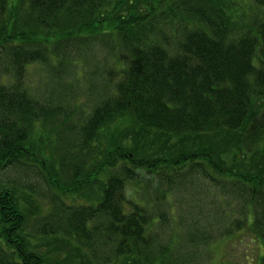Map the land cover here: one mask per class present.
Returning a JSON list of instances; mask_svg holds the SVG:
<instances>
[{
    "label": "trees",
    "instance_id": "obj_1",
    "mask_svg": "<svg viewBox=\"0 0 264 264\" xmlns=\"http://www.w3.org/2000/svg\"><path fill=\"white\" fill-rule=\"evenodd\" d=\"M91 44L105 56L78 116L69 88ZM29 64L61 73L56 95L27 90ZM9 171L0 264H203L245 229L264 264V0H0ZM34 176L60 193L42 214ZM83 190L87 202L62 198Z\"/></svg>",
    "mask_w": 264,
    "mask_h": 264
},
{
    "label": "rangeland",
    "instance_id": "obj_2",
    "mask_svg": "<svg viewBox=\"0 0 264 264\" xmlns=\"http://www.w3.org/2000/svg\"><path fill=\"white\" fill-rule=\"evenodd\" d=\"M91 48L94 50L89 57L91 60L94 61L96 67L93 69L90 67L91 60H85V67L79 61V65L77 67V73L75 79L73 77V83L70 85L71 87L69 90H72L73 93L77 92L79 95L77 101L84 103L83 106L79 108H72V110H75L74 112L79 116L81 114L82 108H85L87 103L90 102V99L88 98L87 94L85 93V86L87 88V81L89 79L90 75H94L95 72L99 74L100 70H96V68H101L102 61H104L105 51L103 48H101L98 44H91ZM62 46L59 47V49ZM95 47V48H93ZM56 61L54 59H51V64H55ZM61 62L58 61L57 70H64L67 65H60ZM50 68L40 66L39 64H29L26 67L25 71V86L27 90L31 94L40 95L41 93H53L52 96L56 95V90L52 88L53 82L51 79L53 77H59L61 73L57 72L56 74L50 73ZM86 73V74H85ZM85 74V75H84ZM88 75V76H87ZM65 99V98H64ZM67 99H65V105L67 104ZM73 104V101H72ZM122 123H117L114 125V127L110 128V131H112L116 126ZM48 127H44L43 130L47 129ZM120 128V127H116ZM119 135V134H117ZM39 142L34 141L35 148L42 151V153L45 152L46 148H48V143L50 141ZM44 144L46 146H44ZM58 166L57 164L55 165ZM54 169V167H53ZM21 175L14 172L9 171L7 173L0 174V180H6L7 178H12L14 180L20 179ZM34 183L30 188V204H31V210L32 213L35 211L38 214H42L45 212L48 206H50V200H51V193L59 195V191L57 189L52 188L51 186L47 185L44 181V179H41L40 177L34 176L33 179ZM143 190V188H140ZM142 192V191H141ZM91 195V190L86 191L83 190L80 193L74 194L75 199H72L71 196H62L64 200L67 203H72L73 201L76 202H87L88 197ZM142 193H136L135 197L142 198ZM201 197L205 200V203L207 202V199L204 198L203 195ZM73 202V203H74ZM208 204V202H207ZM223 206V205H221ZM175 216L178 217V213H180L179 209L176 208L175 210ZM217 225L214 223L212 225L208 226V229L212 231H216ZM181 229V228H180ZM223 238V236L221 237ZM220 238V239H221ZM255 237L252 236L250 230H244L240 231L239 234L233 235V237L226 241H220L216 240L212 245H210L208 248H204L203 250V259L201 258L203 264H257L258 255H260L263 251L261 245H258V242H255ZM260 246V247H259Z\"/></svg>",
    "mask_w": 264,
    "mask_h": 264
}]
</instances>
